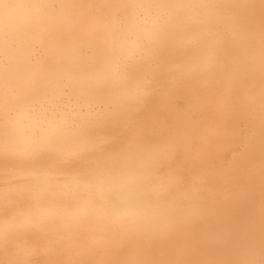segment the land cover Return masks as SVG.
Returning a JSON list of instances; mask_svg holds the SVG:
<instances>
[{
    "label": "bare ground",
    "instance_id": "bare-ground-1",
    "mask_svg": "<svg viewBox=\"0 0 264 264\" xmlns=\"http://www.w3.org/2000/svg\"><path fill=\"white\" fill-rule=\"evenodd\" d=\"M5 2L58 7L14 9L0 49V94L7 64L38 112L0 136V264L260 261L264 0ZM161 2L221 7L129 8L114 34L111 5Z\"/></svg>",
    "mask_w": 264,
    "mask_h": 264
},
{
    "label": "snow or ice",
    "instance_id": "snow-or-ice-1",
    "mask_svg": "<svg viewBox=\"0 0 264 264\" xmlns=\"http://www.w3.org/2000/svg\"><path fill=\"white\" fill-rule=\"evenodd\" d=\"M21 7H33V8H47L55 9L57 5H18L0 0V49L3 50L4 56L7 58L14 47V41L12 39V26L14 9ZM60 8L67 7L66 5H60ZM112 8L117 11L111 15L110 23L114 29V34L118 35L124 27V18L127 9L129 8H144L146 10H156L167 12V21H171L173 15L176 13L188 9V8H200L207 12L210 9L221 7L216 4H183V3H145V4H114ZM166 21V22H167ZM121 50L117 47L110 49H100L97 51L94 59L97 61L116 60L119 59ZM137 69L135 66H131L127 69L128 80L134 81L136 79ZM2 94H0V136L3 137L5 146L15 143L18 139L19 130L25 121H31L37 118L38 112L35 108V101L26 93L19 90L10 74L8 65H5L4 73L2 77ZM40 94H44L41 92ZM97 179L101 182L120 183L122 177L114 174L97 173ZM21 202H10L8 207H20ZM244 264H264V248H262V258L260 261H246Z\"/></svg>",
    "mask_w": 264,
    "mask_h": 264
}]
</instances>
